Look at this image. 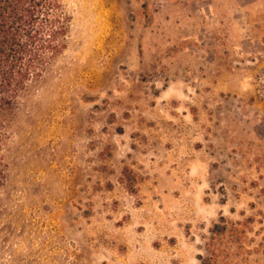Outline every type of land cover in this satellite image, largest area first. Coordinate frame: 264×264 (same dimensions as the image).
I'll list each match as a JSON object with an SVG mask.
<instances>
[{
  "label": "rangeland",
  "instance_id": "rangeland-1",
  "mask_svg": "<svg viewBox=\"0 0 264 264\" xmlns=\"http://www.w3.org/2000/svg\"><path fill=\"white\" fill-rule=\"evenodd\" d=\"M64 4L10 129L0 264H264V0Z\"/></svg>",
  "mask_w": 264,
  "mask_h": 264
},
{
  "label": "trees",
  "instance_id": "trees-1",
  "mask_svg": "<svg viewBox=\"0 0 264 264\" xmlns=\"http://www.w3.org/2000/svg\"><path fill=\"white\" fill-rule=\"evenodd\" d=\"M71 26L64 0H0V189L9 179L11 125L67 50ZM257 97L264 104V70L258 77ZM133 172L125 167L123 182L136 193L138 177ZM211 233L226 237L227 220L222 218ZM215 252L216 248L209 250L211 256ZM200 259L201 264H213L211 258Z\"/></svg>",
  "mask_w": 264,
  "mask_h": 264
}]
</instances>
